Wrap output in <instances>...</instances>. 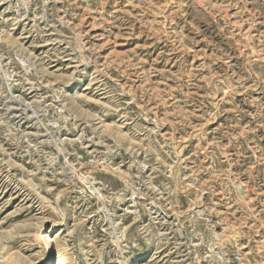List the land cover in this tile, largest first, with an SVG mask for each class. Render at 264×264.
Masks as SVG:
<instances>
[{
	"label": "rangeland",
	"instance_id": "rangeland-1",
	"mask_svg": "<svg viewBox=\"0 0 264 264\" xmlns=\"http://www.w3.org/2000/svg\"><path fill=\"white\" fill-rule=\"evenodd\" d=\"M264 264V0H0V264Z\"/></svg>",
	"mask_w": 264,
	"mask_h": 264
},
{
	"label": "bare ground",
	"instance_id": "bare-ground-1",
	"mask_svg": "<svg viewBox=\"0 0 264 264\" xmlns=\"http://www.w3.org/2000/svg\"><path fill=\"white\" fill-rule=\"evenodd\" d=\"M45 250L48 254L46 263L47 264H53L55 252H54V243H53V240L51 237L46 238Z\"/></svg>",
	"mask_w": 264,
	"mask_h": 264
}]
</instances>
